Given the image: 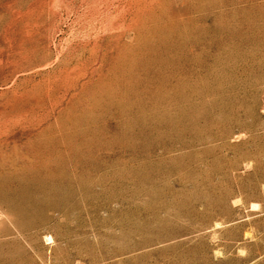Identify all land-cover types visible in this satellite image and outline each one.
<instances>
[{
    "label": "rangeland",
    "instance_id": "obj_1",
    "mask_svg": "<svg viewBox=\"0 0 264 264\" xmlns=\"http://www.w3.org/2000/svg\"><path fill=\"white\" fill-rule=\"evenodd\" d=\"M0 264H264V0H0Z\"/></svg>",
    "mask_w": 264,
    "mask_h": 264
}]
</instances>
